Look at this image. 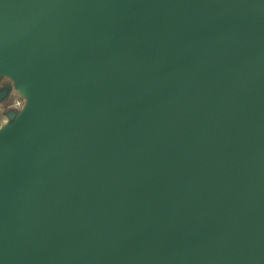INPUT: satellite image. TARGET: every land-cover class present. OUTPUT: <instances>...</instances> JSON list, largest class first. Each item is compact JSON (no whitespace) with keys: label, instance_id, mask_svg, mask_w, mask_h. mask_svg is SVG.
<instances>
[{"label":"water","instance_id":"95a60500","mask_svg":"<svg viewBox=\"0 0 264 264\" xmlns=\"http://www.w3.org/2000/svg\"><path fill=\"white\" fill-rule=\"evenodd\" d=\"M0 264H264V0H0Z\"/></svg>","mask_w":264,"mask_h":264},{"label":"flooded vegetation","instance_id":"af4514ba","mask_svg":"<svg viewBox=\"0 0 264 264\" xmlns=\"http://www.w3.org/2000/svg\"><path fill=\"white\" fill-rule=\"evenodd\" d=\"M8 104L7 100L4 101L3 107H5Z\"/></svg>","mask_w":264,"mask_h":264}]
</instances>
